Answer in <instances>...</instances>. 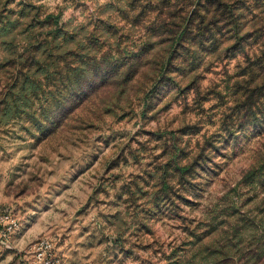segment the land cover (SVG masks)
I'll return each instance as SVG.
<instances>
[{
	"label": "rangeland",
	"instance_id": "1",
	"mask_svg": "<svg viewBox=\"0 0 264 264\" xmlns=\"http://www.w3.org/2000/svg\"><path fill=\"white\" fill-rule=\"evenodd\" d=\"M0 264H264V0H0Z\"/></svg>",
	"mask_w": 264,
	"mask_h": 264
},
{
	"label": "built area",
	"instance_id": "2",
	"mask_svg": "<svg viewBox=\"0 0 264 264\" xmlns=\"http://www.w3.org/2000/svg\"><path fill=\"white\" fill-rule=\"evenodd\" d=\"M12 214V211L0 209V239L3 242L19 228V223L15 221ZM31 253L33 264H64L48 239L42 238L36 241L31 246Z\"/></svg>",
	"mask_w": 264,
	"mask_h": 264
},
{
	"label": "trees",
	"instance_id": "3",
	"mask_svg": "<svg viewBox=\"0 0 264 264\" xmlns=\"http://www.w3.org/2000/svg\"><path fill=\"white\" fill-rule=\"evenodd\" d=\"M0 209L3 211H12V209L10 207H5V206H0ZM1 243H3V241L0 239Z\"/></svg>",
	"mask_w": 264,
	"mask_h": 264
}]
</instances>
